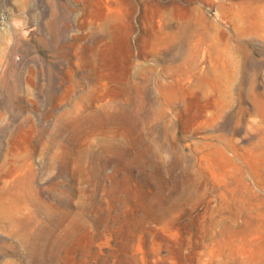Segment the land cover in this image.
<instances>
[{"label": "rangeland", "instance_id": "obj_1", "mask_svg": "<svg viewBox=\"0 0 264 264\" xmlns=\"http://www.w3.org/2000/svg\"><path fill=\"white\" fill-rule=\"evenodd\" d=\"M0 264H264V0H0Z\"/></svg>", "mask_w": 264, "mask_h": 264}]
</instances>
